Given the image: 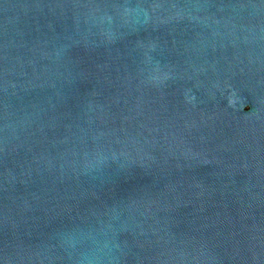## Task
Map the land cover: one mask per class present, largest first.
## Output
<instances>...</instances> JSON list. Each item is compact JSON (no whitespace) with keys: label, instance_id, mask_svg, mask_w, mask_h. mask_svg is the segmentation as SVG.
<instances>
[{"label":"water","instance_id":"water-1","mask_svg":"<svg viewBox=\"0 0 264 264\" xmlns=\"http://www.w3.org/2000/svg\"><path fill=\"white\" fill-rule=\"evenodd\" d=\"M0 264H264V0H0Z\"/></svg>","mask_w":264,"mask_h":264}]
</instances>
